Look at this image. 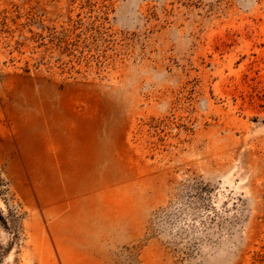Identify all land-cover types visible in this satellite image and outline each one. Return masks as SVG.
Here are the masks:
<instances>
[{"label":"rangeland","instance_id":"obj_1","mask_svg":"<svg viewBox=\"0 0 264 264\" xmlns=\"http://www.w3.org/2000/svg\"><path fill=\"white\" fill-rule=\"evenodd\" d=\"M0 264H264V0H0Z\"/></svg>","mask_w":264,"mask_h":264}]
</instances>
